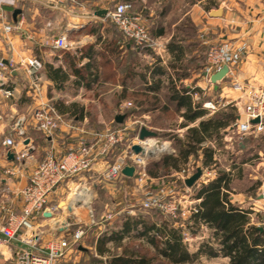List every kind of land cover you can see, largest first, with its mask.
Here are the masks:
<instances>
[{
    "label": "crops",
    "instance_id": "0c3cea01",
    "mask_svg": "<svg viewBox=\"0 0 264 264\" xmlns=\"http://www.w3.org/2000/svg\"><path fill=\"white\" fill-rule=\"evenodd\" d=\"M114 1L0 0V12L6 15L4 22L0 19V61H9L11 64L8 68L0 67V157L3 159L1 163L6 168L15 164L14 158L9 156V148L4 145L5 138L11 137L16 142L24 143L25 139H29L28 143L33 145L32 156L25 162L20 176L1 179L2 186L7 192L0 196V201L5 200L10 203L17 213H20L22 203L15 192L26 185L31 171L41 160H37L34 156V151L41 142L33 138L32 131L36 127L33 114L26 113L28 110L32 109L34 112L40 104H52L64 120L68 119L52 138H46L36 129L43 139L44 155L52 145L56 147L58 153H64L76 147L82 137L88 136V131L97 129L88 126V115L84 111L89 100L86 101L84 98V92H91L102 81L108 85L112 83L113 77L118 76L116 86L119 88V100L112 107L94 100L96 104L102 105L109 111L113 123L142 125L152 130L147 121L166 107L179 113L177 132L183 136L190 126H197L201 120L213 116L202 107L204 102L211 100L208 98L211 95L209 92L219 93L221 99L237 100L238 109H241L245 102L243 101L245 99L240 98L239 93L233 90L232 77L227 79H230L228 82L233 90L231 92L238 93L236 98L231 97L229 93L225 95L229 89L223 86L227 79H223L216 87L205 77L203 72L205 53L207 44L213 40L229 43L233 47L234 57L242 53L240 55L242 60L235 70L239 78L253 82L255 86H264V0H235L233 6H226L222 15L218 17L210 15V11L216 9L214 5H218L215 0H131L134 11L145 15L144 21L147 26L150 24L151 29H149L153 35L167 42V50L162 56L137 49L119 30L108 26L106 23L108 18L96 16L99 10L113 9ZM16 9H19L20 13L15 19L13 14ZM5 21L12 24L22 21V25L20 29L5 32ZM63 34L68 36L69 48L54 49L52 46L54 39ZM104 53L108 56L105 65L109 63L110 66V63L114 62L113 58L118 56L120 58L118 67L115 66L108 74H104L100 66ZM33 58L40 60L43 65L37 79L30 73L28 65V61ZM128 59L130 64L147 60L145 73L139 70L137 63L136 70L131 66L128 67ZM87 65L90 66L89 71ZM51 69L61 71L52 77ZM77 69H81L87 77L82 84L76 82ZM130 79L133 83L131 87L127 84ZM172 87H176L179 91L187 90L186 93L191 96L193 105L200 104L206 113L193 122L185 121L182 114L186 111V107L178 110L176 103L170 100ZM6 90H11L13 96L7 97L4 94ZM111 91L109 89L105 93ZM195 92L199 93L198 97L192 95ZM148 98L152 100L149 102ZM73 104L77 106L70 107ZM75 108L83 111L81 116L80 113L75 115L71 113ZM60 110L70 111L63 113ZM117 115H124L122 122L116 121ZM13 117L17 118L15 122L10 121ZM99 117L100 121L107 125L102 114H99ZM20 120L21 128L18 127ZM69 124L75 129L69 128ZM17 127L22 131V134L18 131L19 139L14 137ZM31 127L34 129L31 130ZM134 131L133 129V133ZM224 131L225 129L222 135ZM166 142L171 144L170 140ZM216 144V140L205 143L215 148V161L218 155ZM10 153L14 156L13 151ZM199 154L202 161V152L200 151ZM105 168L106 164L100 162L96 166L95 173L89 178L87 176L81 178L79 187L83 188L82 191L87 199H89L88 191L92 186L96 188L98 179L103 178L107 181L103 175ZM232 173L236 176L238 167L234 168ZM203 174L205 175L206 172ZM237 177L239 176L235 179H238ZM118 181L122 184L120 189L125 192L129 183L134 182L135 179L133 176L124 175ZM64 189L61 187L50 197V206L54 207L53 215L40 217L35 224L34 229L41 233L42 243L53 237H67L75 232H71L73 224L71 221L73 222L74 219L71 216L73 206L71 203L64 208L58 206V198ZM69 206L72 207L71 210ZM257 207L255 202H251L248 206L254 211ZM93 236L97 243L101 234L96 231Z\"/></svg>",
    "mask_w": 264,
    "mask_h": 264
},
{
    "label": "built area",
    "instance_id": "2783aa9c",
    "mask_svg": "<svg viewBox=\"0 0 264 264\" xmlns=\"http://www.w3.org/2000/svg\"><path fill=\"white\" fill-rule=\"evenodd\" d=\"M105 18H110L125 38L130 40L137 49L151 51L162 56L167 50V42L154 36L144 21L141 13L134 11L131 0H123L117 3L113 9L108 11ZM0 19L4 22L6 15L0 12ZM22 21L17 24L5 21V32L20 29ZM54 49L64 50L69 48L68 36L63 34L54 39ZM243 47H245L243 45ZM233 47L229 43L210 41L207 44L205 53V65L203 72L211 83L210 76L227 65L229 70L226 77H232V88L242 93L241 98L246 99L241 109L237 108V101L209 100L202 104L210 115L216 113L219 108L234 104L241 110L233 124L237 134L245 136L253 132L264 131V86H255L253 82L243 81L236 75V67L242 60V53L233 56ZM241 57V58H240ZM30 73L38 78V73L43 67L37 58L28 61ZM11 64L0 61V67L8 68ZM7 97L13 96L11 90H6ZM198 92L192 95L198 97ZM259 118L254 123L253 119ZM33 120L36 129L46 138H52L65 123L63 116L52 104H40L33 112ZM69 128L75 129L73 125ZM138 130L133 133L129 125L106 126L102 129L88 131V136L82 137L76 147L70 148L64 153H58L55 146H50L44 157L31 171L26 185L16 190L15 195L21 201L20 213L15 212L14 207L5 200L0 201V264H60L67 259L72 252L79 247L83 239L84 231L76 230L67 237H53L45 243L41 241V233L34 229L37 220L45 217L44 212L48 211L53 215L54 207L50 206V197L69 180L83 176H90L95 173L96 166L100 162L106 164L103 175L107 180H118L124 176L123 169L126 166H133V177L137 186L142 188L149 178L147 169V158L156 152H170L171 144L164 142L154 145L149 139L141 140ZM84 133H86L83 130ZM22 134V131H20ZM139 144L144 152L135 153L133 145ZM4 145L13 151L15 164L5 169L8 177L20 176L25 162L31 158L33 145L22 141L16 142L14 138L7 137ZM13 149V150H12ZM9 152V153H10ZM182 179L185 180L191 173L188 168L181 170ZM206 181V180H205ZM7 190V189H6ZM3 192L2 194L6 193ZM190 209L194 210L193 202ZM143 210L159 209L168 214L174 215L178 207L174 202L166 203L159 197H148L141 204ZM133 214V210L129 211ZM192 238L188 233H183V241L191 242ZM71 257V256H70Z\"/></svg>",
    "mask_w": 264,
    "mask_h": 264
},
{
    "label": "rangeland",
    "instance_id": "374dc122",
    "mask_svg": "<svg viewBox=\"0 0 264 264\" xmlns=\"http://www.w3.org/2000/svg\"><path fill=\"white\" fill-rule=\"evenodd\" d=\"M120 1L122 0H115L112 7ZM215 1L218 5L214 8L224 9L226 6H233L232 3L235 0ZM142 16L145 17L144 14H142ZM106 23L109 27H112L117 31L119 30L110 18L107 19ZM148 27L151 29L150 24H148ZM102 56L100 66L103 68L102 71L104 74H108L115 66L118 67V62L120 60L119 56L113 58L114 62H111L110 66L109 63L108 65L104 64L108 59V56H105V53L102 54ZM128 61V67L131 66L136 70L137 67L135 64L137 63L139 65V70L145 73L144 71H146V65L148 63L147 60H144L141 63L138 61L135 62V64H130L129 59L127 62ZM118 78V76L113 77L112 83H109L108 85L104 84L102 81L98 86L94 87L91 92H84V98H86V101L89 100V104H86L87 107L84 111L88 115V126L97 129L107 125L119 126L113 123L109 111L102 107V105L100 106L94 102V100L104 102L107 103L106 105H108V107H112L113 104L120 98L119 88L116 86ZM224 79L226 80L227 77ZM229 80L230 79H227L226 83L223 85L224 87L229 88L225 95H228L229 93L231 97L236 98L238 93L236 94L235 92L233 94L231 92L233 90L228 82ZM240 81L243 82L245 80L241 79ZM127 84L131 87L133 84L132 79H130ZM109 89L112 90L111 93L106 94V90ZM209 93H211V95H209L208 98L211 100L215 101L218 99L220 101H229L226 98L221 99L220 94L217 92L212 91ZM238 96L243 95L242 93H239ZM239 101H241V99H239ZM243 101H246V99ZM220 111H224V113H227L228 115H233L234 120L231 125L225 129L226 132H223L224 137L220 145L216 144L218 155L216 156L217 161H215L216 159L214 156V163L216 162L215 164L217 166H204L199 156L190 158L189 162L186 165H182L179 171L170 167H165L161 163H159L158 166H155L154 161L168 153L166 151H159L156 152V154H151V156L147 158L149 178L145 181L142 188L138 187L136 182H130L127 190L124 192L120 189L122 186L120 181H106L101 178L97 180L96 188L91 185V190L88 191L89 203L87 204L83 203L82 200L78 202L76 200L77 195L73 194L74 192L77 194L80 190H83V188L79 187V184L81 183L79 177L73 178L64 183L62 187L65 189L58 198V206L60 208H64L68 203H71L73 206L71 216L74 217L73 222L71 221V223H73L71 225V232L83 230L84 236L78 244L79 247L77 249L75 248L70 255L71 257L69 256L67 259L61 261L60 264H107L110 253H105L103 255L98 254L95 243L96 238L93 235L96 231L102 235L103 233H110L112 230L117 229L125 216L145 215L150 220H171L176 226L182 228V237L185 232L188 233L190 238H192L191 242H183L188 246L190 252H196L202 242L211 239L214 231L205 222H202L201 227L198 229L196 227H189L193 225L192 221H190V217L198 211V203H200L201 199H196L193 196L194 190L192 188H188L185 184V180L182 179L181 170L184 168H188L189 173L192 175L197 171L198 167H203V173L206 172V174L201 176L200 180L197 182L198 184L201 181L207 183L212 180L216 177L219 170L232 171L233 166H241L243 168L242 176L237 177L238 179H235V181L232 182L231 189L229 190L230 200L235 205H239L243 208H248L251 202L257 203L258 207L252 217V220L257 226H264V131L253 132L245 136L239 135L234 128L232 129L230 127H234L233 124L235 123L237 116H239L242 111L238 110L234 104L221 107L216 113ZM26 113L32 115L33 110H28ZM99 114H102L107 125L100 121ZM178 116L179 113H175L174 110L168 109L162 113H157L151 116L150 120L147 121L149 122L148 125L153 128L152 130L157 133L156 137H150V139H156L157 143L160 145L166 142V140H170L173 148L171 153H175L178 149L177 138L183 139L185 136V134L180 136L177 132L179 120ZM16 119L17 118L13 117L10 121L15 122ZM65 120L68 121V119ZM138 128V125L131 126V129H134L135 132ZM32 129L34 128L31 127V130ZM19 130L20 129L17 127L16 135H14L17 139H19ZM32 132L33 138L38 139L39 142H41V145H39L37 150L34 151L35 158L40 160L44 157L43 139L36 129ZM1 160H3L2 157H0V196L3 192L7 191L2 186L1 179L3 177H8L4 172L6 167L1 163ZM87 177L89 178V176ZM151 196L159 197L161 201L166 203H170L171 201L174 202L178 207L176 217L157 208L149 211L143 210L141 208L142 202ZM191 202H193L192 205L194 210L190 209ZM61 204L64 205L62 206ZM132 210L133 214L129 212ZM213 240L214 239H211V241ZM126 245L129 247L147 250V252L151 255L155 254L154 249L146 244L144 240L140 239H125L122 246L109 243L108 247L111 249L112 254H120L123 251V247ZM214 245L216 246V244ZM228 262L229 259L221 255L214 258H208L207 256L202 255L198 260L187 264H228Z\"/></svg>",
    "mask_w": 264,
    "mask_h": 264
},
{
    "label": "trees",
    "instance_id": "16d2710c",
    "mask_svg": "<svg viewBox=\"0 0 264 264\" xmlns=\"http://www.w3.org/2000/svg\"><path fill=\"white\" fill-rule=\"evenodd\" d=\"M87 69L89 71L90 66ZM50 71L51 76L55 77L61 70ZM76 74L77 84H82L87 79L81 69H77ZM97 76L98 74L95 78ZM171 89L170 100L176 103L178 110L186 107L182 114L185 121L193 122L206 113L200 104L193 105L191 96L186 93L187 90L179 91L176 87ZM147 100L150 102L152 99ZM72 106L77 105H70ZM166 110H168L166 107L162 108V112ZM60 111L65 113L70 110ZM71 113L73 115L80 113L81 116L83 111L75 108ZM233 120V115L220 111L201 120L197 126H190L183 139L177 138L178 149L175 153L164 154L154 161V165L158 166L161 163L165 167L179 171L182 165L189 162L191 156L198 157L201 151L204 166H217L213 164L215 148L205 143L216 140L217 145H220L224 137L222 131L229 127ZM234 168L237 167L233 166L232 170ZM242 172L243 168L239 166L236 176L241 177ZM236 176L232 171L219 170L212 180L207 183H196L192 187L193 196L201 201L198 203V211L190 217L193 225L189 227L198 229L201 223L205 222L214 231L211 236L214 240L202 242L196 252L189 251L182 239V228L171 220H150L145 215H138L125 216L117 229L103 233L96 243L98 254L110 253L107 264H187L198 260L202 255L208 258L220 255L227 257L228 264H264V226L253 223L254 210L235 205L229 197V190ZM125 239L144 240L154 249L155 254L151 255L147 250L128 245L123 247L122 253L112 254L108 244L122 246Z\"/></svg>",
    "mask_w": 264,
    "mask_h": 264
},
{
    "label": "water",
    "instance_id": "95a60500",
    "mask_svg": "<svg viewBox=\"0 0 264 264\" xmlns=\"http://www.w3.org/2000/svg\"><path fill=\"white\" fill-rule=\"evenodd\" d=\"M18 13H20V10L19 9H16L14 11V14H13V17L15 19H16ZM107 13H108V10L102 9V10H99V11L96 12V16L101 17V18H104V17L107 16ZM222 13H223V8H217V9H213V10L210 11V15L213 16V17L221 16ZM4 62L7 63L8 61H4ZM228 70H229L228 66L227 65H224L217 72L213 73L210 76L211 83L214 84L217 87L218 84L226 77V75L228 73ZM123 116L124 115H117L116 121L117 122H122ZM253 122L254 123L259 122V118L253 119ZM18 127L21 128V120L18 122ZM230 128L233 129L234 127H230ZM225 132L226 131H224V133ZM156 136H157V133L155 131H153L151 129H148L145 126H142L141 127L140 132H139V138L141 140H145L147 138L156 137ZM28 140L29 139H25V143H28ZM132 149H133V151L135 153H143L144 152L143 148L139 144L133 145ZM9 156L11 158H14V156L11 153H9ZM133 172H134V167L133 166H126L123 169V174L126 175V176H129V177H132L133 176ZM202 175H203V169L201 167H198L197 168V171L194 174H192L191 176H189V177H187L185 179L186 186L188 188H192L200 180V178H201ZM69 209L71 210L72 207L69 206ZM44 215L46 217H51V213H49L48 211H45L44 212Z\"/></svg>",
    "mask_w": 264,
    "mask_h": 264
},
{
    "label": "bare ground",
    "instance_id": "6f19581e",
    "mask_svg": "<svg viewBox=\"0 0 264 264\" xmlns=\"http://www.w3.org/2000/svg\"><path fill=\"white\" fill-rule=\"evenodd\" d=\"M149 143L151 144V145H154V148L155 147H157L158 146V144H157V141H156V139H149ZM157 145V146H156ZM74 195H77V201L78 200H82L83 201V203H89V199H87V197H86V194L83 192V191H81L80 190V192L79 193H74ZM74 203V202H73Z\"/></svg>",
    "mask_w": 264,
    "mask_h": 264
}]
</instances>
